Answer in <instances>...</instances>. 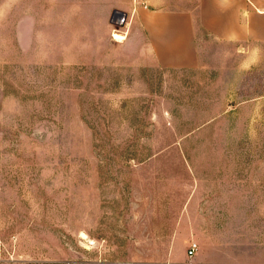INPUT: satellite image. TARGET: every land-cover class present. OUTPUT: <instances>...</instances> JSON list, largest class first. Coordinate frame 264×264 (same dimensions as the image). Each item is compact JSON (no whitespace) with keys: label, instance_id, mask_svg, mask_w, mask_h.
<instances>
[{"label":"rangeland","instance_id":"374dc122","mask_svg":"<svg viewBox=\"0 0 264 264\" xmlns=\"http://www.w3.org/2000/svg\"><path fill=\"white\" fill-rule=\"evenodd\" d=\"M234 2L0 0V264H264V47L119 45L135 5L198 26Z\"/></svg>","mask_w":264,"mask_h":264},{"label":"crops","instance_id":"0c3cea01","mask_svg":"<svg viewBox=\"0 0 264 264\" xmlns=\"http://www.w3.org/2000/svg\"><path fill=\"white\" fill-rule=\"evenodd\" d=\"M202 9L208 15L197 26L187 10L157 11L153 15L135 5L127 37L119 45L128 48L132 62L141 68L197 66L201 54L213 52L212 43L216 47L227 43L240 55L241 65H249L248 55L253 53L250 46L264 47V0H235L234 4H210L207 11L204 6Z\"/></svg>","mask_w":264,"mask_h":264},{"label":"water","instance_id":"95a60500","mask_svg":"<svg viewBox=\"0 0 264 264\" xmlns=\"http://www.w3.org/2000/svg\"><path fill=\"white\" fill-rule=\"evenodd\" d=\"M125 15L126 14L122 11L114 10L112 11L110 16V22L116 24L119 27H122L124 25Z\"/></svg>","mask_w":264,"mask_h":264},{"label":"built area","instance_id":"2783aa9c","mask_svg":"<svg viewBox=\"0 0 264 264\" xmlns=\"http://www.w3.org/2000/svg\"><path fill=\"white\" fill-rule=\"evenodd\" d=\"M196 249V243L195 242H191L189 245H188V248H187V255L190 256L193 251Z\"/></svg>","mask_w":264,"mask_h":264},{"label":"bare ground","instance_id":"6f19581e","mask_svg":"<svg viewBox=\"0 0 264 264\" xmlns=\"http://www.w3.org/2000/svg\"><path fill=\"white\" fill-rule=\"evenodd\" d=\"M113 37H115V38H120V39L122 38V36H121V35H119V34H116V33L113 35Z\"/></svg>","mask_w":264,"mask_h":264}]
</instances>
